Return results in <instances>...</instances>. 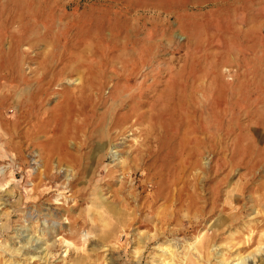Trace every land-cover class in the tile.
I'll return each mask as SVG.
<instances>
[{
  "label": "rangeland",
  "instance_id": "obj_1",
  "mask_svg": "<svg viewBox=\"0 0 264 264\" xmlns=\"http://www.w3.org/2000/svg\"><path fill=\"white\" fill-rule=\"evenodd\" d=\"M259 248L264 0H0V264Z\"/></svg>",
  "mask_w": 264,
  "mask_h": 264
},
{
  "label": "bare ground",
  "instance_id": "obj_2",
  "mask_svg": "<svg viewBox=\"0 0 264 264\" xmlns=\"http://www.w3.org/2000/svg\"><path fill=\"white\" fill-rule=\"evenodd\" d=\"M66 103V102H65ZM27 104V103H26ZM65 105V104H64ZM80 108V107H79ZM83 108V107H82ZM63 109H64V107H63ZM71 109V108H70ZM28 112H29V110H25V112H23L24 114V116H23V120H26L27 118H28ZM59 113H60V111H59ZM67 113L65 112V113H63L62 115H60V117L62 116V118H61V123L62 122H65V121H67L68 119H67V117L65 116ZM63 116H64V119H63ZM30 117V116H29ZM31 118V117H30ZM23 123H25V122H23ZM35 127V126H34ZM65 128H66V126H64ZM63 127V128H64ZM54 129H52L51 131H53ZM30 135H33V134H30ZM66 139H67V131L66 130H64V129H62V133H61V135L57 138H52V139H50V141H51V143H55V144H57V143H60L61 144V146H63V145H65L67 142H66ZM52 151H54V149L52 150ZM117 156V155H116ZM24 242H26V245H28V244H30V243H32L33 242V240L31 241L30 240V238L28 237V239L26 238V239H24ZM193 246H194V244H193ZM241 262H238V263H235V264H240Z\"/></svg>",
  "mask_w": 264,
  "mask_h": 264
},
{
  "label": "crops",
  "instance_id": "obj_3",
  "mask_svg": "<svg viewBox=\"0 0 264 264\" xmlns=\"http://www.w3.org/2000/svg\"><path fill=\"white\" fill-rule=\"evenodd\" d=\"M261 251V248H259L257 251H256V254L255 255H249L247 257H245L243 260H241L240 264H257L258 260L256 261V257L259 255L258 252Z\"/></svg>",
  "mask_w": 264,
  "mask_h": 264
}]
</instances>
